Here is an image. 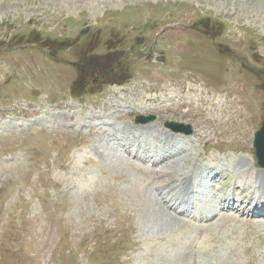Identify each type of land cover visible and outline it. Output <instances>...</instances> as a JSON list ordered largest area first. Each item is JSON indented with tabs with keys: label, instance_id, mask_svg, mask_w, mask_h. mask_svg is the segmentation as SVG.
I'll return each mask as SVG.
<instances>
[{
	"label": "rangeland",
	"instance_id": "rangeland-1",
	"mask_svg": "<svg viewBox=\"0 0 264 264\" xmlns=\"http://www.w3.org/2000/svg\"><path fill=\"white\" fill-rule=\"evenodd\" d=\"M199 87L204 109L206 90L234 126L178 107ZM49 107L78 117L75 130L0 133V264H264V217L249 216L264 203L201 225L168 203L194 158L220 164L198 189L212 215L260 170L264 0H0V122ZM139 115L154 120L138 129ZM167 123L193 134L174 143ZM123 126L159 165L123 155L110 136Z\"/></svg>",
	"mask_w": 264,
	"mask_h": 264
},
{
	"label": "bare ground",
	"instance_id": "bare-ground-1",
	"mask_svg": "<svg viewBox=\"0 0 264 264\" xmlns=\"http://www.w3.org/2000/svg\"><path fill=\"white\" fill-rule=\"evenodd\" d=\"M200 89V87L198 88V89H192V91H191V89L189 90V92H190V97H188V98H186V97H184L183 98V96L181 95V93L179 94V96L181 97V99L178 97V95L175 97L176 98V100H175V103H177V104H179V106L178 107H181V106H183L184 104H187V105H193V103H194V105H196L195 107H193V110H196L197 112H199V113H201V112H207V114L209 115V117L206 119L207 121L208 120H210L211 119V117L212 116H214L215 115V113L216 112H220L219 110H222L223 109V107L222 106H220V104H219V102H217L216 100H214V98L216 97V95H212V94H210L209 92H205L206 90H204V95H209V98L212 96L213 98H212V101H214V103L212 104L211 102H208V105H206L205 107H207V106H209L210 108H212V109H210V108H208V109H204V106L202 105V99L197 95L198 94V92H196L197 90H199ZM177 98H179L181 101H182V103H181V101L180 102H178L177 101ZM173 99H174V97H172V99L170 100V101H173ZM211 101V100H210ZM221 101V100H220ZM226 102V101H225ZM227 103V102H226ZM228 104V103H227ZM193 105V106H194ZM214 108V109H213ZM144 110V109H143ZM189 112V111H188ZM220 117H219V125H229V126H234V123H233V118H231V117H225L224 116V114H223V112H220ZM12 121H18V122H26V121H24L23 119H17V118H15L14 120H12ZM53 122H54V120H53ZM7 124V122H0V130L2 129H4L5 128V125ZM10 124H8V126H9ZM214 135H216V133H215V131H214ZM217 136H220V135H218L217 134ZM223 137H224V135H223ZM221 138H222V136H221ZM120 146H123V144H120ZM245 165H244V163H239L238 164V167H239V169H241L242 170V167H244ZM262 170H264V169H262ZM183 177V183H185V185H184V188H185V192L188 194V193H191L194 189H195V184H194V181L193 182H190V180H191V178H194L193 176H191L190 174H188V173H184V175L182 176ZM255 180H256V182L255 183H257V181H258V179H260V185H261V187H262V189H263V193H264V171H263V173L260 175V176H256L255 178H254ZM254 183V181H249L246 185H244V189H245V192H247L248 190H249V188H250V186L252 185ZM254 183V184H255ZM257 194H259V191H257V193H256V195ZM260 198L262 199V200H264V194H263V196H260ZM241 206V205H240ZM198 219L199 220H201V222H205V221H209V218H208V216L207 215H202L201 217H198ZM211 220V219H210Z\"/></svg>",
	"mask_w": 264,
	"mask_h": 264
},
{
	"label": "water",
	"instance_id": "water-1",
	"mask_svg": "<svg viewBox=\"0 0 264 264\" xmlns=\"http://www.w3.org/2000/svg\"><path fill=\"white\" fill-rule=\"evenodd\" d=\"M195 29L199 31L198 28H195ZM149 120L150 119L140 118V119H137V122L146 123ZM169 126H171V128L176 132H183L186 134L192 133V129L189 126L183 127V126H179L175 124H171ZM254 148H255V154H256V158L258 160L259 166L264 167V122H263V126L261 130L255 136Z\"/></svg>",
	"mask_w": 264,
	"mask_h": 264
},
{
	"label": "flooded vegetation",
	"instance_id": "flooded-vegetation-1",
	"mask_svg": "<svg viewBox=\"0 0 264 264\" xmlns=\"http://www.w3.org/2000/svg\"><path fill=\"white\" fill-rule=\"evenodd\" d=\"M81 71H82L83 74L86 73L85 69H83ZM100 74H101V70L99 68L95 67L93 72L91 73V76L98 79Z\"/></svg>",
	"mask_w": 264,
	"mask_h": 264
}]
</instances>
